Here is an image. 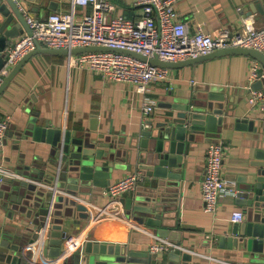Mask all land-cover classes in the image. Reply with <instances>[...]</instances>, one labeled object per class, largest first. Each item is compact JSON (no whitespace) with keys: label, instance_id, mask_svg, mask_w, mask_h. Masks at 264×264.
Returning a JSON list of instances; mask_svg holds the SVG:
<instances>
[{"label":"crops","instance_id":"obj_1","mask_svg":"<svg viewBox=\"0 0 264 264\" xmlns=\"http://www.w3.org/2000/svg\"><path fill=\"white\" fill-rule=\"evenodd\" d=\"M38 1L27 2L29 11L26 15L45 19L52 12H65L71 7L70 0ZM107 1L112 15L132 19L143 17L141 8L134 4L135 0ZM176 10L179 18L188 22L191 31L201 27L212 35L224 28L241 31L247 24H252L254 28L264 26V0H178ZM89 11V7L76 8L78 17ZM255 61L242 54L213 57L195 65L169 69L166 80L154 81L145 92H139L132 83L109 81L99 73L84 68H69L66 55L37 54L25 63L0 97V117L9 119V128L0 148V166L17 175L21 171L23 176L19 175L20 179L36 181L54 189L53 180L47 181L43 177L39 181L40 173L53 172L54 168H49V171L46 168L52 157V146L18 135L33 117H37L40 125L71 130L78 137H83V133L88 131L96 141L94 151L107 152L109 144L115 146L113 151H118L119 155L108 161L114 169L111 183L131 173L141 175L135 160L125 153H130L132 146L142 139L143 130L162 122L170 113L176 114L172 105L184 103V99L196 100L211 92L225 94L226 120L225 126L217 129L220 137L190 142L183 164V179L179 181L177 191L170 192L172 187L167 183L160 190L161 211L164 215H171L163 217L166 220L164 227L168 233L175 230L172 236L179 237L180 241L171 240L170 235L160 236L158 230L161 228L136 224L128 215V200L152 194L148 187L152 178L142 175L136 188L120 199L123 221L102 220L92 224L89 214L84 216L75 206L71 216L63 217V230L72 238L129 243L133 251L152 254L151 264H186L182 258L179 261L173 259V252L192 254L189 264H242L248 253L230 248L229 241L221 237L229 226L235 224L232 222L235 211H243L245 215L246 208L237 203L236 193L244 182L252 178L256 170L254 164L262 161L257 158V151H264V111L249 102L251 90L264 88V78L252 81ZM258 71H264L261 63ZM259 81L262 84H258ZM253 84L258 87L253 89ZM148 104L153 106V111L146 115L144 106ZM237 119L246 120V124L254 123L255 130L238 128ZM218 141L225 146L222 177L230 192L220 198L216 213H209L204 208L201 185L207 149L211 143ZM97 162L105 164L106 161L101 159ZM26 172L28 177L24 176ZM12 183L13 179L0 182V232H11L18 238L22 236L20 240L25 243L23 264H30L26 256L39 262L45 259L51 262L55 259L50 256L55 245H45L50 239V225L35 242L26 240L31 235L27 230L31 224L26 210L13 207L10 199ZM107 187L89 189L86 197L74 199L87 209L90 202L103 205L108 200L104 194ZM64 191L56 189L55 195L66 194ZM158 194L154 192V197ZM243 222L244 219L239 223ZM158 237L168 239L181 248L153 254L150 246Z\"/></svg>","mask_w":264,"mask_h":264},{"label":"water","instance_id":"obj_2","mask_svg":"<svg viewBox=\"0 0 264 264\" xmlns=\"http://www.w3.org/2000/svg\"><path fill=\"white\" fill-rule=\"evenodd\" d=\"M28 1L39 2L38 0H0V68L5 64L6 47L20 35L32 34L26 19L29 11ZM95 51L125 53L167 69H179L213 57L233 54L250 56L264 66V54L245 47L221 49L208 55L178 62H164L157 56L150 58L120 48L88 46L77 47L69 52L67 49L47 48L36 41L35 49L25 55L0 84V97L25 63L37 54L68 56L70 53L78 55ZM261 82L259 81L258 84H262ZM251 87L254 89L258 85L253 84ZM225 100V94L216 95L211 92L196 100L184 99V103L172 105V109L177 113H170L162 122L143 130L142 139L132 146L130 153H125L126 156L129 154L130 159L135 160L142 176L152 178L148 183L149 192L152 194L145 197L138 195L134 200L127 201L128 215L136 224L161 228L158 230L160 236L170 235L171 240H181L172 236L176 233L175 230H170L168 233L169 231L164 227L166 220H163V217L167 218L168 214L164 215L161 211L160 190L167 183L172 187L169 189L170 192L177 191L176 187L183 179V164L190 142L220 137L221 133L217 129L219 126H225L226 112L223 103ZM30 121L18 135L23 139L31 137L33 141L52 146L50 152L52 157L46 168L48 171L49 168H54L53 172L50 170L47 174L46 171L40 173L39 181L43 177H46L47 181L53 180L54 189L39 185L36 181L15 178L10 184L12 193L10 199L15 209L20 208L27 212L31 224L27 229L31 233L30 237L26 238L28 242L38 240L43 230L50 225V239L45 245L46 247L49 244L55 245L50 256L58 258L66 250L65 240L69 237L63 230V217L71 216L75 206L85 214L84 216L88 215L87 207L78 204L74 197H86L87 192H90L89 189L109 186L111 172L114 169L110 167L108 161L119 153L118 151L114 153L115 146L111 144L108 145L107 152L94 151L96 141L88 131L83 133V137H78L71 130L62 131L48 125H40L37 117H33ZM237 122L238 128L255 130L252 122L246 124V120L241 119H237ZM256 156L262 161L254 164L256 170L252 178L244 182L236 193L237 203L246 208L244 222L233 223L234 225L229 226L221 237L229 241L230 248L234 247L248 253L242 264H264V151H257ZM101 159L106 161L105 164L97 162ZM18 174L23 176L21 171H18ZM27 174L28 172L24 176L28 177ZM56 189L65 190L68 195L61 193L55 195ZM154 192L159 193L157 197H154ZM20 238L11 232H0V264H23L25 258L22 249L25 243ZM143 254L133 251L129 243L86 240L77 253L66 256L58 264H151L152 254ZM172 255L176 261L182 258L186 264L193 259L192 254L186 252L182 254L173 252Z\"/></svg>","mask_w":264,"mask_h":264},{"label":"built area","instance_id":"obj_3","mask_svg":"<svg viewBox=\"0 0 264 264\" xmlns=\"http://www.w3.org/2000/svg\"><path fill=\"white\" fill-rule=\"evenodd\" d=\"M71 7L65 12H52L45 19H36L26 15L32 34L24 33L4 50L5 64L0 68V84L11 69L28 53L35 49L36 41L47 48L67 49L71 52L77 47L107 46L130 50L147 57L157 56L164 62H178L208 55L214 51L245 47L256 49L264 54V26L254 28L247 24L241 31L224 28L212 35L201 27L191 31L188 22L179 18L176 10L178 0H135V6L141 8L143 17L132 19L122 15H112L107 0H70ZM77 7H89L90 11L77 16ZM68 67L84 68L99 73L109 81L127 82L136 86L137 91L145 92L147 86L158 80H166L169 69L138 59L132 55L95 51L67 56ZM260 63L252 66V81L264 78V71H258ZM251 90V89H250ZM249 102L253 107L264 111V88L251 90ZM153 106H144L148 115ZM9 119L0 117V148L4 144ZM225 146L221 141L213 142L206 152V166L201 185L205 211L216 213L219 200L230 192L222 177V163ZM17 176V177H16ZM15 172L0 166V182L5 179L19 178ZM141 175L131 173L111 183L104 194L107 203L97 205L89 203L87 209L89 221L96 224L102 220L123 221L121 197L137 186ZM244 219L243 211L232 214V222ZM87 239L68 237L66 250L59 258L41 262L26 256L30 264H58L66 256L77 253ZM176 243L159 238L150 246V252L159 254L180 249Z\"/></svg>","mask_w":264,"mask_h":264}]
</instances>
